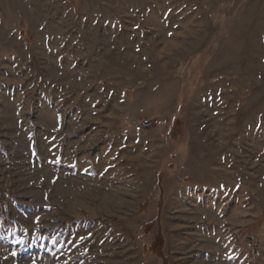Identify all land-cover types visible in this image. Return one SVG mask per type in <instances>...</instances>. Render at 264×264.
I'll list each match as a JSON object with an SVG mask.
<instances>
[{
    "label": "rangeland",
    "instance_id": "1",
    "mask_svg": "<svg viewBox=\"0 0 264 264\" xmlns=\"http://www.w3.org/2000/svg\"><path fill=\"white\" fill-rule=\"evenodd\" d=\"M159 228L264 264V0H0V264H160Z\"/></svg>",
    "mask_w": 264,
    "mask_h": 264
},
{
    "label": "trees",
    "instance_id": "2",
    "mask_svg": "<svg viewBox=\"0 0 264 264\" xmlns=\"http://www.w3.org/2000/svg\"><path fill=\"white\" fill-rule=\"evenodd\" d=\"M151 224L152 223L149 222L148 225L150 226ZM164 245L165 237L161 231V228H159L147 249L160 257V264H168V258L163 254Z\"/></svg>",
    "mask_w": 264,
    "mask_h": 264
},
{
    "label": "built area",
    "instance_id": "3",
    "mask_svg": "<svg viewBox=\"0 0 264 264\" xmlns=\"http://www.w3.org/2000/svg\"><path fill=\"white\" fill-rule=\"evenodd\" d=\"M148 123H143L137 126V131L140 132L142 131L143 128L147 127Z\"/></svg>",
    "mask_w": 264,
    "mask_h": 264
}]
</instances>
